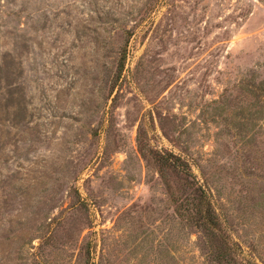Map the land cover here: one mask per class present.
Segmentation results:
<instances>
[{"label": "rangeland", "instance_id": "obj_1", "mask_svg": "<svg viewBox=\"0 0 264 264\" xmlns=\"http://www.w3.org/2000/svg\"><path fill=\"white\" fill-rule=\"evenodd\" d=\"M160 155L264 264V0H0V264H215Z\"/></svg>", "mask_w": 264, "mask_h": 264}, {"label": "trees", "instance_id": "obj_2", "mask_svg": "<svg viewBox=\"0 0 264 264\" xmlns=\"http://www.w3.org/2000/svg\"><path fill=\"white\" fill-rule=\"evenodd\" d=\"M159 158L163 166H170L173 170L181 173L189 180L190 186L194 187L197 203L192 223L205 243L203 249L210 262L215 264H236L234 247L226 240L227 237L223 234L221 221L215 213L210 196L200 186L195 185L188 172L187 165H183L180 159L173 155H160ZM165 186L169 196L173 198L166 180ZM190 210L192 211L193 209Z\"/></svg>", "mask_w": 264, "mask_h": 264}]
</instances>
